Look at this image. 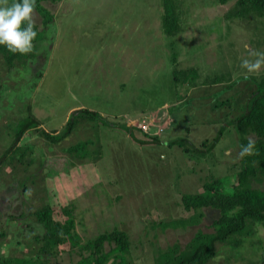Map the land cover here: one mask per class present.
<instances>
[{"label":"rangeland","instance_id":"obj_1","mask_svg":"<svg viewBox=\"0 0 264 264\" xmlns=\"http://www.w3.org/2000/svg\"><path fill=\"white\" fill-rule=\"evenodd\" d=\"M185 4L189 7L181 8L182 31L174 43L186 54L174 63L176 71L192 67L200 83L206 78L212 85L217 78L212 86L191 84L184 73L175 79L160 25V0L44 4L57 18L41 28L36 13V26L45 34L33 57L22 65L14 62L10 70L0 57V232L6 231L0 255L22 257L28 245L38 246L32 239L43 228L30 212L44 204L57 211L74 206L72 233L82 246L102 233L125 234L131 259L125 258L132 264H158L173 244L184 248L206 231L203 225L215 212L206 210L207 217L187 227L179 195L195 193L213 178L227 189L235 178L240 158L232 115L237 111L219 102L245 89L251 75L264 76V68L248 73L241 67L242 60L253 59L250 52H264V26L254 30L227 21L228 7L211 6L209 0ZM230 83L235 85L224 92ZM28 107L47 133H61L80 108L95 111L108 124L76 114L61 142L50 143L28 130L14 145L16 125L27 118ZM142 120L156 127L161 123L163 133H156L161 141L181 139L184 146L142 144L150 141L136 128ZM248 233L234 246L217 243L208 264H260L264 225L255 223ZM103 245L108 251L114 244ZM67 250L58 246L57 264L78 257L77 248L70 256Z\"/></svg>","mask_w":264,"mask_h":264},{"label":"trees","instance_id":"obj_2","mask_svg":"<svg viewBox=\"0 0 264 264\" xmlns=\"http://www.w3.org/2000/svg\"><path fill=\"white\" fill-rule=\"evenodd\" d=\"M62 1L64 0H36L35 12L41 17V28L47 27L57 18V15L46 9L44 4L56 5ZM185 1L187 0H160L162 8L160 25L161 30L166 36L167 47H170L168 52L172 57L170 63L175 66V69H173L174 77L176 79L178 76H183L184 73L186 79L183 78L185 81L190 80L191 84L195 82L196 86L198 84L202 86L211 85L207 82L206 78H202L203 82L201 81L200 83L198 81V74L192 67L187 66L185 70L176 71V67L178 66L174 63H176L180 54H186L181 49L180 51H176L174 43L176 41L175 38L182 31L179 22L183 11L181 8L182 6L189 7L185 4ZM209 1L211 2V6L228 7L226 14H224V18L227 21L235 19L242 25L245 23L254 30L259 29L260 26H264V0ZM13 2H18V0H8L9 5ZM186 8L185 11H187ZM35 30L38 32V35L33 41L34 47H36V43L45 34V29L40 31L36 26ZM169 38L173 40V42H170L171 44L168 43ZM179 40H181V37ZM33 51L27 55L12 54L5 46H0V57L3 59L4 65L10 70L16 61V63H20L21 65L24 62L26 63L27 59L33 57ZM238 79L245 80L246 78L241 77ZM215 82H218L217 78L212 85L216 84ZM247 82L248 86H245V89H242L237 95L231 96V98L227 97L222 102H219V106L227 105V107L233 109L232 112L237 111L231 115L234 118L232 122L234 129L238 131L239 152L241 147L248 143V139L252 138L256 142L258 154L240 158L239 169L236 171V176L229 188L226 189L218 178H213L202 184L199 187V191L196 190L197 192L192 194L181 193L179 195V212L181 213L180 216L189 222L186 223L187 227L196 226L199 219L207 217L206 210H213L215 217L210 219L208 224L203 225L206 231L192 237L184 248H181L176 243L173 244L170 249L165 251L164 256L162 255V260L157 262L158 264H208L216 255L215 245L217 243L231 246L240 244L245 235L252 231L255 223L264 225V189L261 190L260 187V185L264 184V76H261L260 80H258L256 75L253 74L248 77ZM234 85V83L228 84L224 92L228 93L229 88H232ZM256 85L258 89L255 91ZM1 86L0 83V88ZM216 86H221V84H217ZM232 98L235 100V103ZM25 111L27 118L22 119L21 123L16 125L14 145L18 143L28 130L41 133L50 143L61 142L73 129L74 122L77 119L75 117L76 114L96 123L106 122L108 124L107 119H104L95 111L80 108L70 115V119L61 133H57L55 130L47 133L40 126L39 121L30 114V107L26 108ZM157 127H150L149 133H146V137L150 141H142L144 142L142 144L157 146L163 145L165 142L167 147L180 144L184 146L185 143L181 139L175 142H163L159 136L151 135L156 132ZM132 128H129V130L132 131ZM84 144L85 146L87 145V143ZM182 146L179 147L182 148ZM183 151H187V149L184 147ZM7 152L9 153L10 151ZM76 152L82 153L85 151L76 150ZM32 177L33 181L36 175ZM26 188L24 184L22 189L26 191ZM25 204L26 201L21 202V206ZM56 208V206L44 204L30 212V215L35 218L37 224L43 228L42 233L35 234L32 239L33 243L35 245L38 244V246L33 247L32 244L28 245L29 251L22 257H13L7 254L0 255V264H57L58 246L62 249L68 248L65 252L69 256L71 253H74L71 250L77 248L75 252L78 257L74 261L71 260L70 264H132V260L125 258L129 254L128 256L131 259V253L129 252L130 242L125 234L118 233L117 230L106 234L102 233L82 246L81 239L72 233L75 225L73 216L74 206L71 204L69 207L62 206L59 207L58 211ZM12 216L14 218V215ZM19 216L23 217V211H20ZM161 221H159V224L164 223L166 220L163 219ZM5 236L6 231L1 230L0 238H4ZM104 241L114 244L110 250H104ZM84 252L87 253L85 254ZM51 259H53V262ZM260 264H264V258Z\"/></svg>","mask_w":264,"mask_h":264},{"label":"clouds","instance_id":"obj_3","mask_svg":"<svg viewBox=\"0 0 264 264\" xmlns=\"http://www.w3.org/2000/svg\"><path fill=\"white\" fill-rule=\"evenodd\" d=\"M35 9L36 0H18L11 5L8 0H0V46L12 54L27 55L33 51V41L38 35ZM249 55L253 59L242 60L241 67L248 73H258L264 68V52L252 51ZM257 154L256 142L249 138L238 155L242 159ZM29 194L30 190L25 195Z\"/></svg>","mask_w":264,"mask_h":264},{"label":"built area","instance_id":"obj_4","mask_svg":"<svg viewBox=\"0 0 264 264\" xmlns=\"http://www.w3.org/2000/svg\"><path fill=\"white\" fill-rule=\"evenodd\" d=\"M150 121V120H149ZM152 127H156L155 125H151ZM150 123L145 121V120H142V121H139L136 128L137 129H140L141 131L145 132V133H149V129H150ZM156 132L154 134H151V135H156L157 132H161L158 127L157 129L155 130Z\"/></svg>","mask_w":264,"mask_h":264},{"label":"crops","instance_id":"obj_5","mask_svg":"<svg viewBox=\"0 0 264 264\" xmlns=\"http://www.w3.org/2000/svg\"><path fill=\"white\" fill-rule=\"evenodd\" d=\"M168 117V116H167ZM159 123V122H158Z\"/></svg>","mask_w":264,"mask_h":264}]
</instances>
